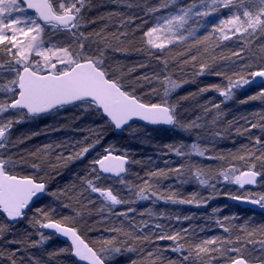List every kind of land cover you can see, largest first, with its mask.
I'll use <instances>...</instances> for the list:
<instances>
[{
	"label": "snow or ice",
	"instance_id": "6c2138e0",
	"mask_svg": "<svg viewBox=\"0 0 264 264\" xmlns=\"http://www.w3.org/2000/svg\"><path fill=\"white\" fill-rule=\"evenodd\" d=\"M99 7L112 10L90 17ZM131 53L143 59H114ZM208 78L219 82L177 96ZM210 92L219 102L200 103ZM232 101L259 103L228 119ZM69 111L90 124L13 138L16 125ZM149 128L192 142L156 143V159L117 146L125 133L152 143ZM60 131L73 135L19 149ZM237 138L245 142L216 147ZM221 195L255 206L253 215L213 207L197 225L195 212L157 209L204 208ZM214 229L222 235H206ZM53 237L62 246L49 251ZM0 264H264V0H0Z\"/></svg>",
	"mask_w": 264,
	"mask_h": 264
},
{
	"label": "trees",
	"instance_id": "16d2710c",
	"mask_svg": "<svg viewBox=\"0 0 264 264\" xmlns=\"http://www.w3.org/2000/svg\"><path fill=\"white\" fill-rule=\"evenodd\" d=\"M97 3L99 4H106L107 0H97ZM107 8L109 7H99V8H94L90 13L89 16L90 17H96L98 15H101L107 11L112 10L110 8V10H107ZM95 27L99 28L100 25L97 24L95 25ZM116 61H120L122 64L127 65V66H133L134 62L136 61H140L143 59L142 56H139L135 53H131L128 56H123V55H117L114 58ZM152 69L148 68V69H144V70H138L136 72V75H141L143 72H148L151 73ZM175 78V77H174ZM190 78V77H189ZM219 82L218 80L214 79V78H208L205 80H202L199 84H188L185 85L182 89L178 90L177 96H184L186 95L188 92H194L197 90V87H202L207 83H217ZM155 86V85H153ZM255 91V89H249L247 90L244 94V96L242 97H237V99H244L246 98L247 95H251L253 94V92ZM209 98H213L215 99V101L218 103L219 102V97L215 94V93H206L201 99H200V103H202L204 100L209 99ZM173 99H176V96L173 97ZM259 102H254L252 104L246 105V106H237L235 101L232 102H228L225 106V110L227 109H232L233 111L228 115V119H231L233 115H235L238 112H243V111H253L256 110L257 106H258ZM184 107H190L192 109V112L188 115V119H194L195 117V113L199 114L196 111L195 105L194 104H185ZM64 116V115H63ZM67 117V119L65 120L64 118ZM76 117H80V119H76ZM73 117L72 115H65L64 117H61L59 119H52V118H47L43 121H39L35 124L33 123H22L19 125H16L13 129V138H16L17 136H20L22 133H28L30 131H37L39 129H44L45 125L48 124H65V123H71L72 127H79V128H83L84 126L90 124V121L88 120L87 117L81 116V114L79 116ZM71 118V119H70ZM59 122V123H58ZM77 125V126H76ZM146 132H150L152 133V143H140L139 140L136 137H132V138H127V133H125V138L121 140L120 143L117 144L118 147L124 146L127 148H130L131 150L135 151L137 153L136 155V159H145L147 158V156L151 155L153 157V159H156V153H157V148H155L153 145H155L156 143H160V144H165V143H169L171 142L173 139H184L187 143H191V138H185L182 134L178 135V136H174L173 134L167 133V132H153V130L151 128L146 129ZM55 134L56 136H58L57 139H50L51 135ZM86 133H80L79 137L85 135ZM73 133L71 131H60V132H49L46 133L44 135L38 136V137H33L31 140L26 141L24 144H21L19 146V149H26V148H34V146L40 145L42 143H48L51 141H59L61 139H66L69 136H72ZM109 139H117L115 137H109ZM245 140L243 138H237V146L239 143H244ZM228 143V142H227ZM210 147V146H209ZM166 158H171V159H175V157H166ZM194 160H197L196 157H193ZM82 165H80L79 163H74L69 165V167L65 170H63L62 173V178L57 177V179L60 181L61 185H63L65 182H68L71 180L72 177V172L77 169L80 168ZM157 166L159 167H163V163L162 161H158ZM174 166V165H173ZM133 171H140L141 174H143V170L140 169L139 167L133 168ZM82 174V173H81ZM55 175V174H54ZM129 179H131V177H129ZM236 189V188H235ZM189 190V188H187L185 186V191ZM250 190V189H249ZM251 191H258V190H251ZM235 192V191H233ZM228 198L221 195L219 196L217 199L214 200V205L213 207H219L222 209L226 208L232 211V213H236L239 214L241 216H247L249 214L252 213L251 210H247L244 209L238 205H234L229 203ZM211 204L212 202H210V204L207 206L210 208L211 210ZM148 203L147 202H142L137 206V210L138 211H143L144 208L148 207ZM176 206H172V205H164L163 203L157 205V209H163L165 211L168 212H175L174 208ZM207 207L204 208H196L194 210H192L190 213L195 212L197 214V219L195 220V223L201 225L204 223V221L202 219H200L199 217L202 216L203 214H205V210ZM117 211H121V208H117ZM209 211V210H208ZM222 211L220 213L221 216L222 215ZM256 213H259L258 211ZM187 225V224H186ZM25 225H20V227H24ZM45 234L47 235L48 233L45 232ZM213 235H222V231L219 229H214V233ZM62 246L61 241L57 238V237H53L51 238L47 243H46V248L49 251L55 250L58 247Z\"/></svg>",
	"mask_w": 264,
	"mask_h": 264
},
{
	"label": "rangeland",
	"instance_id": "374dc122",
	"mask_svg": "<svg viewBox=\"0 0 264 264\" xmlns=\"http://www.w3.org/2000/svg\"><path fill=\"white\" fill-rule=\"evenodd\" d=\"M185 2H191V0H185ZM107 10H110V8H107ZM246 91H244V90H241L238 94H237V97H242V96H244V94L243 93H245ZM67 114H69V115H72L73 117H76V116H79L80 115V113L79 112H73V111H69V112H64V113H61L60 114V118L61 117H64L65 115H67ZM64 115V116H63ZM196 115H198L197 113H195V116ZM67 118V117H66ZM195 118V117H194ZM53 119V118H52ZM59 119V118H58ZM71 119V118H70ZM209 120L211 119V117H209L208 118ZM45 120V119H44ZM66 120V119H65ZM68 120V119H67ZM43 121V120H42ZM59 123V122H58ZM77 126V125H76ZM82 133V132H81ZM84 133V132H83ZM82 137V136H81ZM58 138V136H56L55 134H52L51 135V137H50V139H52V140H54V139H57ZM228 141H223V142H221V143H219L216 147L218 148V150H220V149H228V148H234L235 146H237V145H233L232 143H230V142H228ZM210 147H211V145H209ZM197 159V162H199V159L198 158H196ZM205 164H207L208 163V161L207 160H204L203 161ZM109 183H115L114 181H109ZM187 188H189V190H187L186 192H191V191H193V190H195V185H193V184H190V185H187L186 186ZM236 186H232V185H230V186H226L225 188H223L222 189V191H230V192H233V191H236ZM258 191H261L262 189H260V188H258L257 189ZM204 195H207V192H204L203 193ZM212 202V204H211V207L213 208V205H214V201H211ZM148 203V202H147ZM149 205V204H148ZM118 208H120V207H118ZM194 209H196V207H192V206H176L175 208H174V211L175 212H180V213H182V214H189L192 210H194ZM209 210V211H208ZM211 210H210V208L209 207H207L206 208V210H205V214L206 213H208V212H210ZM232 214V211L231 210H229V209H226V208H224L223 209V211H222V215H231ZM249 215H253V212L251 213V214H249ZM255 215H257L258 217L260 216V213H255ZM245 216V215H244ZM194 223H195V221H194ZM187 223H185L184 225H182V226H184V227H187V225H186ZM195 224H197V223H195ZM197 225H199V224H197ZM213 233H214V230L213 231H209V232H207L206 233V235L207 236H212L213 235Z\"/></svg>",
	"mask_w": 264,
	"mask_h": 264
},
{
	"label": "water",
	"instance_id": "95a60500",
	"mask_svg": "<svg viewBox=\"0 0 264 264\" xmlns=\"http://www.w3.org/2000/svg\"><path fill=\"white\" fill-rule=\"evenodd\" d=\"M249 188L256 189L257 187H249ZM227 201H228L229 203H231V204L238 205V206L243 207V208H245V209H250V210H252L253 207H255V206H252V205H249V204H243V203H240V202H233V201H230V200H227ZM46 232H47V230H46ZM47 233H48V232H47Z\"/></svg>",
	"mask_w": 264,
	"mask_h": 264
}]
</instances>
